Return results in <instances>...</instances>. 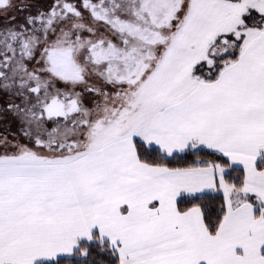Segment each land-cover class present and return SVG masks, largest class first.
Returning a JSON list of instances; mask_svg holds the SVG:
<instances>
[{"label": "crops", "instance_id": "1", "mask_svg": "<svg viewBox=\"0 0 264 264\" xmlns=\"http://www.w3.org/2000/svg\"><path fill=\"white\" fill-rule=\"evenodd\" d=\"M183 26L179 45L186 50ZM244 30L237 60L216 80L193 73L202 59L187 71L185 86L139 87L128 130L108 127L77 155L0 161V264L71 257L94 233L120 264H264V26ZM173 69L157 65L146 79L159 72L164 79ZM158 93L166 98L158 101ZM135 140L167 156L190 149L224 156L243 171L244 195L230 198L219 166L169 169L140 161ZM217 192L226 214L214 235L200 208L178 211L179 197Z\"/></svg>", "mask_w": 264, "mask_h": 264}, {"label": "rangeland", "instance_id": "2", "mask_svg": "<svg viewBox=\"0 0 264 264\" xmlns=\"http://www.w3.org/2000/svg\"><path fill=\"white\" fill-rule=\"evenodd\" d=\"M212 1L0 0V161L82 153L108 127H131L139 87L185 86L187 71L202 59L215 69L246 35L243 14L254 6L264 12V0ZM183 25L186 50L179 45ZM157 65L175 74L147 80ZM53 99L75 101L78 109L49 118L43 108Z\"/></svg>", "mask_w": 264, "mask_h": 264}, {"label": "trees", "instance_id": "3", "mask_svg": "<svg viewBox=\"0 0 264 264\" xmlns=\"http://www.w3.org/2000/svg\"><path fill=\"white\" fill-rule=\"evenodd\" d=\"M242 20L244 22L243 28L262 29L264 26V15L253 8L248 9L243 14ZM242 40V37L238 38V43L232 53L217 58L218 64L215 69L214 66L211 67L203 61L194 67L193 73L203 77L206 81L216 80L227 63L237 60ZM135 147L140 161L150 165L169 169L219 166L223 171V180L230 189V198L233 200L237 196L240 198L244 195L243 171L233 167L224 156L218 153L206 149H190L182 154L167 156L137 140H135ZM258 168H263L262 160H260ZM247 199L256 203L251 196H248ZM193 207L200 208L208 232L212 235L216 234L226 214L224 194L217 192L197 197L183 196L177 199L179 212L183 213ZM36 264H120V258L108 242L101 240L94 233L91 240H79L77 242L75 252L71 257L41 261Z\"/></svg>", "mask_w": 264, "mask_h": 264}, {"label": "flooded vegetation", "instance_id": "4", "mask_svg": "<svg viewBox=\"0 0 264 264\" xmlns=\"http://www.w3.org/2000/svg\"><path fill=\"white\" fill-rule=\"evenodd\" d=\"M0 77H1V74H0ZM34 89H35V87H32V88H31V90H32L34 93H37V92L39 91V89H38L37 91H34ZM21 92H22V91H21ZM8 94H9V95L12 94L13 97H15V96H14V93H10V92H8ZM16 96H19V95L17 94ZM20 97H21V95H20ZM16 100H17V99L14 98V103H13V105H14V107L16 108L15 110L18 112V111H19V108H20L21 106H19V105L17 104ZM61 102L63 103V106H64V110H65V111H67V110L70 108L71 104H72V100H69V101L67 102V104H66L65 102H63V101H61ZM49 103H50V102H49ZM3 105L6 106V107H7V110L9 111V109H10V107H11L12 104H11L10 102H6V103H4ZM47 106H48V104H46V105L44 106V108H43L44 114L47 115V113H48V114H49V115H48L49 118L57 117V116L54 115V114L57 113V110H55V109H52V110H49L48 112H46V108H47ZM17 107H18V109H17ZM77 109H78V108H77ZM77 109H76V111H77ZM74 112H75V111H74ZM74 112H72V113H67V112H66V115H65L64 117H60V116H59V118H66L67 116L72 115ZM50 115H51V116H50ZM39 116H40V114H39Z\"/></svg>", "mask_w": 264, "mask_h": 264}, {"label": "water", "instance_id": "5", "mask_svg": "<svg viewBox=\"0 0 264 264\" xmlns=\"http://www.w3.org/2000/svg\"><path fill=\"white\" fill-rule=\"evenodd\" d=\"M37 90H38V88L35 87L34 91H37ZM77 108H78L77 103L75 101H72V104H71L70 108L67 111H65L63 103L61 101L57 100V99H53L48 104V106L46 108V112H48L49 110L55 109V110H57V113L54 114L55 116L64 117L66 115V112L67 113H72V112L76 111ZM48 115L49 114L47 113V116Z\"/></svg>", "mask_w": 264, "mask_h": 264}]
</instances>
